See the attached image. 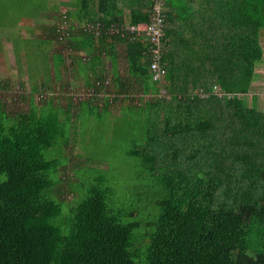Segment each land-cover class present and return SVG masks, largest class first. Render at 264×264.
Wrapping results in <instances>:
<instances>
[{"label":"trees","instance_id":"trees-1","mask_svg":"<svg viewBox=\"0 0 264 264\" xmlns=\"http://www.w3.org/2000/svg\"><path fill=\"white\" fill-rule=\"evenodd\" d=\"M158 1L0 0V28L52 34L15 40L27 72L47 69L30 50L42 43L68 72L30 90L0 80V264H264V0H162L163 81L150 42L130 32ZM122 117L134 192L119 191L108 164L67 174L93 121L102 131Z\"/></svg>","mask_w":264,"mask_h":264},{"label":"rangeland","instance_id":"rangeland-1","mask_svg":"<svg viewBox=\"0 0 264 264\" xmlns=\"http://www.w3.org/2000/svg\"><path fill=\"white\" fill-rule=\"evenodd\" d=\"M3 2H8L9 0H2ZM58 1H67V0H58ZM10 2H13L16 4V0H10ZM158 2H163L162 0H159ZM15 7V6H14ZM11 9V8H10ZM72 10V8H69ZM63 12L67 10V7H62L61 9ZM12 14L17 13L18 10L12 9L10 10ZM14 31L13 33H15ZM264 43V41H263ZM6 52H11L10 44L7 45ZM32 48V47H31ZM38 58V57H37ZM40 59V58H38ZM7 66H10L12 71L14 70V65L11 62L6 64ZM42 65V64H41ZM43 68H46V65H42ZM106 68L109 70L111 68L110 62L106 61L105 63ZM257 75L259 76L256 85L259 87L264 88V64L261 65L257 69ZM5 76V71H4ZM3 76V77H4ZM1 78V81L4 80V78ZM76 82V81H74ZM15 86L17 83H14ZM60 84H57L58 86ZM77 87H74L72 93L69 90L70 94H75L73 97L76 99L78 97V93L80 89H83V82L76 83ZM80 86V87H79ZM28 90H30V87H26ZM58 88V87H57ZM102 96V95H101ZM38 98V96H36ZM259 98V106L264 108V91L258 94ZM119 105H117L114 109L111 110V113L113 115H118L120 112ZM128 118H121L119 122L117 123L116 127L114 128L115 124L113 122L111 123V126L108 127V122L104 123V127L102 131H100V125L93 121L94 129L92 134L89 136H86L84 140H81L82 143V149H79V145L76 144L75 150L72 154V159H67L66 162L69 165L68 169L70 176L73 175L74 171L79 170V168L82 166L84 169L79 170V172L84 175L87 179H89L90 175L94 174H103L107 167L110 169L109 175L111 178H114L118 181V189L120 192H134V187L139 185L138 182V169L134 166L133 159L128 156L127 150L128 145L130 143L127 142V139L125 138L124 134V128L129 126ZM4 180V177L0 175V181Z\"/></svg>","mask_w":264,"mask_h":264},{"label":"crops","instance_id":"crops-1","mask_svg":"<svg viewBox=\"0 0 264 264\" xmlns=\"http://www.w3.org/2000/svg\"><path fill=\"white\" fill-rule=\"evenodd\" d=\"M64 1V2H68ZM25 25L26 24L24 21H21L19 23V26L15 27V28H0V80L1 78L4 76V71H5V76L3 77L4 80L8 83H19L20 80L22 82H25L27 86H29L30 88L33 87V85H36V81H40V80H45L46 77H48L49 80V85L50 86H56L57 84H63L66 82L67 78H68V72H66L65 68L60 65V67L55 63L56 58H54V53L56 52L55 50H57L56 46H51V45H47L46 43H42V46L48 47L46 48V54H44L42 52V46L39 48L38 50L34 49V48H30L31 51H33L36 56L38 55H42V57L44 59H47V62H49L46 66L47 69H43V73H41V69L39 70H32L33 74H29L27 71L28 69V55H27V49L28 48H19L15 45V43H17L20 39V41L22 40H34L37 38H40L42 41H51L53 39L52 34L49 31H41V29L39 28V26L37 24H30V26L32 28V30H29L28 27L26 28ZM29 26V25H28ZM14 31H16L15 33H13ZM15 40H18L17 42H15ZM10 44V49L11 52H6V49L8 48L7 45ZM37 46V45H36ZM79 54V53H78ZM76 54V55H78ZM80 55H85V53H81ZM22 59V63L23 65H21V70L19 71L20 65H18V59ZM9 62H11L12 64H15L14 66V70L12 71V69L10 68V66H7L6 64H8ZM57 62V61H56ZM111 65V64H110ZM100 68V67H97ZM96 69V67H95ZM107 69V68H106ZM126 69V64L124 62V60H120V71L121 73L124 75ZM108 70V69H107ZM41 73V74H40ZM48 76H47V74ZM58 73V76H57ZM60 76V77H59ZM85 77V74L83 73H76L75 79H73L76 82H73L75 87H77L76 83H78L80 85V83L83 82V79ZM34 78V79H33ZM38 82L39 84L42 83ZM80 87V86H79Z\"/></svg>","mask_w":264,"mask_h":264},{"label":"built area","instance_id":"built-area-1","mask_svg":"<svg viewBox=\"0 0 264 264\" xmlns=\"http://www.w3.org/2000/svg\"><path fill=\"white\" fill-rule=\"evenodd\" d=\"M163 11V4L158 2L152 20L149 24H140L130 28V32L135 34L136 38L150 42L151 49L155 55L151 65V70L154 73V79L159 81H163L164 75L166 74L165 69L161 65V43L163 41L165 27ZM217 93L219 92L217 91ZM90 94L93 95L92 92ZM90 94L81 95V98H89ZM76 99L80 100L79 95ZM78 100H76V102H78Z\"/></svg>","mask_w":264,"mask_h":264}]
</instances>
